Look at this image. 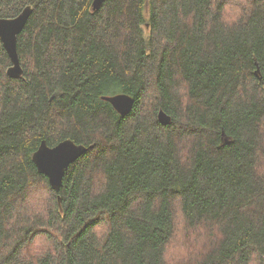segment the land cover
<instances>
[{
    "label": "trees",
    "instance_id": "16d2710c",
    "mask_svg": "<svg viewBox=\"0 0 264 264\" xmlns=\"http://www.w3.org/2000/svg\"><path fill=\"white\" fill-rule=\"evenodd\" d=\"M92 1L0 0V18L31 9L18 78L0 41V264H264V0L233 17L226 0ZM120 92L126 115L101 98ZM67 138L86 150L56 192L31 156ZM40 185L53 199L26 205ZM176 210L209 232L185 259L165 252Z\"/></svg>",
    "mask_w": 264,
    "mask_h": 264
},
{
    "label": "water",
    "instance_id": "95a60500",
    "mask_svg": "<svg viewBox=\"0 0 264 264\" xmlns=\"http://www.w3.org/2000/svg\"><path fill=\"white\" fill-rule=\"evenodd\" d=\"M104 1L106 0H93L92 9H99V6ZM30 13V6H26L14 17L0 18V41L11 62V65L7 68V75L13 78H18L23 72L16 49L17 35L24 27ZM101 98L108 101L114 110L121 115L128 114L134 103V98L124 92L102 95ZM157 119L161 124H168L171 117L163 109L159 108ZM223 134V143L231 141L228 136ZM85 150L86 147L83 144L76 143L69 138L63 139L52 146L48 145L45 140H41L37 149L32 152L31 159L37 171L47 176L49 185L57 192L62 186V177H64L65 171Z\"/></svg>",
    "mask_w": 264,
    "mask_h": 264
},
{
    "label": "rangeland",
    "instance_id": "374dc122",
    "mask_svg": "<svg viewBox=\"0 0 264 264\" xmlns=\"http://www.w3.org/2000/svg\"><path fill=\"white\" fill-rule=\"evenodd\" d=\"M243 0H226V7H225V14L228 17H233L235 13H237L238 9L242 7ZM242 12V11H241ZM35 187V186H34ZM32 187L29 191L28 196V203L26 205H40L43 204V207L46 205V202H49L51 198L53 199L50 191L47 189L45 185H40L37 188L34 189ZM37 199H39V202L37 203ZM176 212V227L174 230V235L171 237L169 245L167 246V249L165 252L170 253L171 251H174L176 255H180L181 259H185L188 255H192L191 253L195 252L197 253L201 248V245L208 239L209 232L208 230L203 229L202 227L194 229V230H185V225L182 222L181 216L179 215L180 212L178 210ZM184 226V227H183ZM96 231L100 232V229L97 228ZM104 227V226H100ZM185 238H187V245H184ZM45 244H48L47 239L45 236H39L37 242L32 243V245L35 246H46ZM170 251V252H169ZM177 258H174L169 261L168 264H176ZM251 264H257L256 261L251 260Z\"/></svg>",
    "mask_w": 264,
    "mask_h": 264
}]
</instances>
